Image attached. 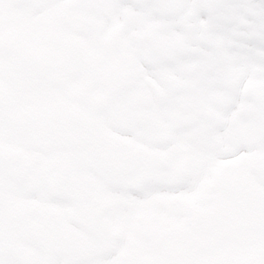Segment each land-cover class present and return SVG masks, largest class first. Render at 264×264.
I'll return each mask as SVG.
<instances>
[{
	"label": "snow or ice",
	"instance_id": "6c2138e0",
	"mask_svg": "<svg viewBox=\"0 0 264 264\" xmlns=\"http://www.w3.org/2000/svg\"><path fill=\"white\" fill-rule=\"evenodd\" d=\"M0 264H264V0H0Z\"/></svg>",
	"mask_w": 264,
	"mask_h": 264
}]
</instances>
